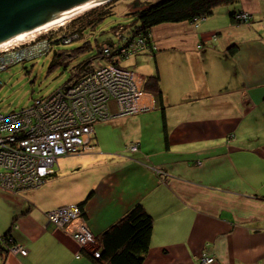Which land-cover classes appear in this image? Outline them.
I'll list each match as a JSON object with an SVG mask.
<instances>
[{
    "label": "crops",
    "instance_id": "0c3cea01",
    "mask_svg": "<svg viewBox=\"0 0 264 264\" xmlns=\"http://www.w3.org/2000/svg\"><path fill=\"white\" fill-rule=\"evenodd\" d=\"M234 8L252 21L233 23L222 6L198 23L153 28L154 62L141 74L159 71L164 109L147 92L149 109L97 125L95 145L60 157L40 186L0 190L9 223L0 236L11 231L26 249L5 264H98L91 246L48 218L91 190L72 228L101 236L142 203L154 220L143 264H264V0Z\"/></svg>",
    "mask_w": 264,
    "mask_h": 264
},
{
    "label": "built area",
    "instance_id": "2783aa9c",
    "mask_svg": "<svg viewBox=\"0 0 264 264\" xmlns=\"http://www.w3.org/2000/svg\"><path fill=\"white\" fill-rule=\"evenodd\" d=\"M237 17L248 21L251 15L245 11ZM140 43L142 40L138 38L123 45L120 52L114 56L113 62L95 64L92 71L77 81L37 98V105L40 108V111L37 109V113L27 106L10 113L0 112V188L14 191L40 186L44 177L52 171L51 167L55 165L56 160L76 153L82 145L87 144L96 121L103 118L107 121L113 115H131L149 109L150 104L143 103L146 93L143 89L144 78L132 69H123L124 67L117 63L118 60L116 61L127 55L124 54L129 47H132L133 51L143 48L139 47ZM112 44L114 43L109 44L110 47L104 44V51L108 56L114 49ZM29 48L30 52L33 50L37 52L31 56L23 51L20 55L25 56V59L40 55V48ZM8 51L7 47H0L1 53L7 54ZM22 59H11L8 64L2 65L3 58L0 57V71ZM140 78L143 79L142 82ZM113 105L116 108L114 110ZM87 113L92 116L90 119L86 118ZM43 121L46 127L42 126ZM130 147L132 151L138 149L136 143ZM19 157L18 164L9 165L13 159ZM155 171L157 174L164 173L160 168H156ZM63 209L65 208L50 211L48 218L57 227L67 228L68 224L65 222L70 218H80L81 210L78 205H71L67 211H62ZM63 214H67L68 217H63ZM72 234L81 246H93L95 256L100 255L97 251L96 237L86 224L78 226V230ZM12 249L15 252L26 253L21 246L15 245ZM207 258L208 262L214 261V257ZM199 264H202L201 261Z\"/></svg>",
    "mask_w": 264,
    "mask_h": 264
},
{
    "label": "trees",
    "instance_id": "16d2710c",
    "mask_svg": "<svg viewBox=\"0 0 264 264\" xmlns=\"http://www.w3.org/2000/svg\"><path fill=\"white\" fill-rule=\"evenodd\" d=\"M239 2L240 0L148 1L140 7H136V20L134 26L130 24V27L128 25H119L114 27V33L118 34L120 38H123L118 43L119 45L112 44L114 49H112L111 55L108 56L104 51V44H106L108 40L103 41L100 44L97 43V53L92 57H88L75 65L73 67L71 78H69L64 86L68 83L77 81L87 72L92 71L95 64L104 65L108 61L113 62L114 56H116L120 52L123 45L129 44L131 41L137 40L138 38L142 40V43H140L139 47H143L144 50V52H142L141 54L155 55L157 47L152 37V30L157 25L182 21L198 23L201 19L214 14L216 9L222 6H231L233 8L230 11V17L233 23L241 24L251 22L252 16L248 21L237 17L238 14L245 12L243 10H235L234 7ZM111 4L112 3H107L91 8L80 16H77L76 18L69 21L67 26L62 27L61 29H64V31L59 34H56L54 36L44 35L47 38H45V40H47L51 47V50L53 49L54 52L53 60L49 66L50 70L57 63L71 62L73 58L78 57V55L90 52L93 49L90 41L85 40L88 36V30L91 28H95L104 19L114 13L113 5ZM126 30H128L127 32L129 33V36L127 37L124 36V32ZM92 32L93 31H90V33ZM65 38H72V40H65ZM77 40H81L83 41V43L71 50L54 49L56 44H66L65 41L71 43ZM109 40L114 43L112 39ZM230 51L232 53H235V51H237L236 46L232 45ZM143 89L146 92L155 95V108L160 107L161 109H164L161 77L158 70H156V72L152 74L145 76ZM10 112L1 113L5 114ZM134 143L136 142H131L129 146ZM136 144L138 146V149L136 151H138L139 144ZM79 151L80 149L77 152ZM48 177L49 176L44 177L43 182H45ZM10 192L20 193L21 190H14ZM94 192L95 190H91L87 197L77 204L79 209L81 210V216L83 218L85 217L84 206L93 196ZM153 225V216L146 210L145 206L142 203L137 202L126 211L125 215L121 219L107 228L101 236H95L96 240H98L99 242L100 247H98L97 251H99L100 255L98 257L95 256V249L88 250V253L95 257V259L98 261V264H143L145 256L147 255L151 247ZM14 245H16V241L11 231H7L0 236V260H5V257L10 252V248H12ZM0 264L4 263L0 261Z\"/></svg>",
    "mask_w": 264,
    "mask_h": 264
},
{
    "label": "rangeland",
    "instance_id": "374dc122",
    "mask_svg": "<svg viewBox=\"0 0 264 264\" xmlns=\"http://www.w3.org/2000/svg\"><path fill=\"white\" fill-rule=\"evenodd\" d=\"M148 1H154V0H111V1H107L106 3H104V4L112 3L111 5H113L114 13L108 16L106 19H104L95 28L93 29L91 28L88 30V36L86 37L85 40L90 41L93 49L90 52H86V53L78 55V57L73 58L71 62L57 63L51 70L49 69V66L53 60L54 52H53V49L51 50V47L49 43L47 42V40H45L46 38L45 36L46 35L54 36L56 34L63 32L64 29L62 30L61 29L62 27L67 26L69 21L76 18L77 16H80L83 13L76 15L75 17H73L72 19H70L63 25H56L53 28H49L46 31H42L41 35H38L37 38L31 37L25 41L22 40L19 42H15L9 46H6L7 49H9L7 54H3L0 52V57L3 58L2 65L4 63L8 64V62L11 59H16V60H19L20 58L25 59L26 58L25 56L20 55V53H23V51H26L28 54H31V56L36 54L37 51L33 50L30 52L29 47H32V49L40 48L41 53L37 58L34 57V59L29 58L25 60L22 59V61H17L10 67H6L4 70L0 71V112H10L12 110H18V109H21L27 106L28 109H31L34 113H37V109L39 108V106L37 105V98L49 95L55 90H57L58 88L64 86V84L72 76L73 67L77 65L80 61L88 57H92L94 54L97 53L98 51V49L96 48L97 43L100 44L103 41L112 39L114 44L117 45L120 42V40H122L123 37L120 38L117 34L114 33V29H115L114 27L119 26V25H128L130 27V24L134 26V23L136 20V13H135L137 9L136 7H140L141 5H144V3ZM90 31H93V32L90 33ZM127 31L128 30L124 32L125 37L129 36V33ZM65 40H72V38L71 39L65 38ZM65 43L66 44H62V43L56 44L54 49L55 50H63V49L71 50L79 46L80 44H82L83 41L77 40L71 43H68L67 41H65ZM106 46H109V43H106ZM15 49H17L18 51H15ZM142 52H144L143 48L134 49L133 51L132 47H129L128 50H126V53L124 54V55L126 54L127 55L123 57L121 56L119 59H116V61L118 60L117 63L119 62L120 65L124 67L123 69L125 70L132 69L134 72H136V74L144 76L142 75L144 74L143 73L145 70L144 68H147L149 66L147 57H150V59H152L151 64H153L154 60L151 54H141ZM39 111H40V108H39ZM116 116H119V115H113L107 121H105L104 118L103 120L96 121V123L93 125V128L89 134L90 136H88L89 141L87 142L86 145L85 144L82 145L79 148L80 151L76 153H82L86 149V146L95 145L93 143L95 139L96 126L99 124H104L106 122H109ZM91 117L92 116L89 113H87L86 118L90 119ZM83 133L85 135V131ZM128 147L131 150V147L129 145ZM131 152H135V151L131 150ZM19 159L20 157L13 159L9 165L12 166L16 164ZM7 162H8L7 159H5V163ZM57 163L58 161L56 160L54 163L55 165L51 167L52 171L47 176L55 175V173L57 172L56 170ZM156 168L158 167H154V169ZM157 175L160 176L161 174H157ZM0 190H3V188H0ZM4 202H5L4 198L0 196V229L5 230L9 226V223H7L4 219V216L6 215L5 213H6V205H7V203H4ZM70 207L71 205H65L59 208L61 209L65 208L62 211L64 210L67 211ZM63 217L67 218L68 216L67 214H63ZM74 222H75V218H70L67 222H65V224L66 223L68 224L66 229L68 230V232L71 233V236L73 238L74 236L72 232L75 230H78V226H75L72 228V224ZM207 257H210V256H206V257L203 256L199 259L202 264L212 263V261L211 262L207 261L208 259Z\"/></svg>",
    "mask_w": 264,
    "mask_h": 264
},
{
    "label": "water",
    "instance_id": "95a60500",
    "mask_svg": "<svg viewBox=\"0 0 264 264\" xmlns=\"http://www.w3.org/2000/svg\"><path fill=\"white\" fill-rule=\"evenodd\" d=\"M92 1L95 0H0V39L34 27L56 13L80 8ZM107 43L111 44V41Z\"/></svg>",
    "mask_w": 264,
    "mask_h": 264
},
{
    "label": "bare ground",
    "instance_id": "6f19581e",
    "mask_svg": "<svg viewBox=\"0 0 264 264\" xmlns=\"http://www.w3.org/2000/svg\"><path fill=\"white\" fill-rule=\"evenodd\" d=\"M107 0H95L92 2H89L85 5H83L80 8H76V9H72V10H67V11H63V12H59L56 13L52 16H49L45 19H43L41 21V23H39L38 25L31 27V28H26V29H22L12 35H9L7 37H3L0 39V47H6L9 46L15 42H19L22 40H27L31 37H38V35H41L42 31H46L49 28H53L56 25H63L65 24L67 21H69L70 19H72L73 17H75L76 15L80 14V13H84L85 11L93 8V7H97L99 5H102L104 3H106ZM142 78H145L144 76H142ZM142 78H140L139 80L142 82ZM144 84V83H143ZM50 104L48 103V106ZM51 110V109H50ZM42 126L46 127V123L43 121L42 122ZM49 163V162H48ZM50 164V163H49ZM21 246L25 251V247L22 245ZM15 253V251L10 248V252L9 254ZM8 254V255H9ZM1 258V257H0ZM5 260H7V257H5ZM1 262H3L4 264L6 263L3 259L0 260Z\"/></svg>",
    "mask_w": 264,
    "mask_h": 264
}]
</instances>
